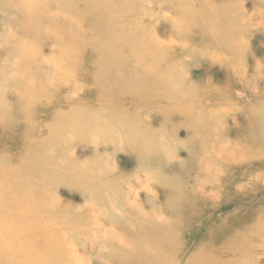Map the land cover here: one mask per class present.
Masks as SVG:
<instances>
[{"label":"bare ground","instance_id":"bare-ground-1","mask_svg":"<svg viewBox=\"0 0 264 264\" xmlns=\"http://www.w3.org/2000/svg\"><path fill=\"white\" fill-rule=\"evenodd\" d=\"M11 1L4 2V4L8 6L7 8H11V5L12 7L14 6ZM32 1L33 0H28L27 2L24 1V4L17 3L16 8L18 10L23 8L22 11L27 13V16L25 17L24 15H21V10L19 11L21 18L23 19L21 21L28 24L29 30L37 32L38 34L41 32L42 34V30H44L43 27L46 24H49V27L47 26L48 32L52 31L51 29L49 30L50 27L56 26L57 30L62 31L65 36L68 31V28H66L65 25H67V22L69 21L67 16H62L59 13L61 10V3H57V12L50 13L45 9V5L47 4L45 0H34V2ZM79 1H84V4L86 5V8H84V10L92 14V17L95 20L98 19L99 21H105L104 26L102 27L103 31H101V33L103 34L99 32L96 37L93 38V41L96 40L100 42V46L98 47L96 44H93L91 46L89 43H86L83 40V34L79 31L74 30L72 31L73 35L69 34V36L67 35L65 37L56 35L57 32L53 34L55 38L52 39V42L50 43V46L54 50V52L52 53V60H48L47 55L42 54L43 51L37 52V49V53H31L30 56L26 57V54L24 55V50L21 47L17 46H11L7 49V51L0 53V64H2L1 59H5V57L12 58L11 53L19 54L22 59L18 60L16 57L18 61H15L14 70L12 69L15 76H10L11 78H8V81L15 79L17 82L16 86L9 82V86L11 87L10 89L13 91H11L9 94H6L2 92L5 84H2L0 87V122H2L3 124L7 122L17 123L22 126L20 124L23 120L21 118V115H25L26 118L29 117V115L26 114L24 110V108L26 107V101L30 103L33 100L32 98H28V96L48 99L50 91L56 89V87H54L55 82L61 83L63 79H65L66 74H72L73 72L71 68H73V70H76L77 72V58L74 59L70 57V55H68V52L73 51L71 42L76 41L77 43L79 42V44L90 46L91 54L96 58V67L92 73V77L99 99L102 101L100 103L98 102V105H102V107L103 105H109L110 108L114 107L113 111L117 107L118 110H116L117 112H114L111 115L108 114L109 118H112L111 120L122 121L124 116L130 117V112H128L129 109H126L123 106L131 103L128 102L129 98H134L136 104L141 103L142 106L144 104L152 106H164L162 105L163 103L161 98H163L162 96L165 95L164 98L167 100L164 101L168 103L172 101L174 102L173 105H181L178 107L175 106L174 110L182 111L183 113L185 112L186 106L184 107L182 105L192 106L194 110L197 108L196 105H244L247 108V114L250 116L247 122V126L249 127L248 129L251 130L252 135L250 136V134H248V139L249 137L251 138L250 141L252 142L253 146H262V149H264V42H261L264 39L263 36L261 37V34L264 33V0H251V2L249 1L251 5L250 8L248 7V4L245 0H152V4L149 2V0H146V2H144L146 4L144 5L143 3V6L141 8H136V6L140 4V2L138 3L139 0ZM195 4L197 5V7ZM114 5L125 7L124 9L122 7L114 8ZM128 6L131 8L129 11ZM111 8L113 9L110 11ZM131 11L133 13L132 24L129 25L125 22H122L124 15L127 12ZM104 15H107V17H104ZM7 18L10 19L11 17L7 16ZM14 19H16V17ZM149 27H153V38H149L147 35H145V33H143ZM98 29H101V27L98 26ZM42 36L41 38H43ZM132 37L134 38V40H130ZM1 40H3V37H1ZM58 45L67 48L66 55L63 54L65 50L56 49V46ZM30 50L32 49H29V51ZM25 52H28V50L25 49ZM258 54L260 56H258ZM58 55H60V57H57ZM62 55L65 56L62 58ZM79 55L81 54L79 53ZM80 59H82V55ZM23 60L24 63L21 62L19 64V62ZM12 62L14 61L12 60ZM199 63H201L202 65V68L200 69L202 80H196L197 77H195V74L200 73L196 72L195 70V65ZM4 67L6 72H9V65L7 64ZM78 70L80 71V67ZM6 72L0 71V74H2L6 78L8 77ZM17 73H19V76H16ZM216 73L218 75L222 74L223 76V79L219 80V82L217 83L214 79L216 77ZM34 77H38V80H35ZM197 81H202V85L197 84ZM70 83H68L70 89L68 87L66 89L68 90L67 96L71 94L74 95L78 93L81 88L87 87L81 82H76L74 77L72 78V81ZM18 89H23L22 94L24 96H20V94L18 93ZM215 94H217L218 97L214 99L205 98L208 96H213ZM200 97L201 100L199 99V103H194L195 107H193L194 104H190V102H197L198 98ZM79 98L78 96H75L69 101L67 100L69 105L71 103L72 105H75L72 110L66 111L70 117L66 116L65 111V113H57L59 114V117L57 119L53 117V120H57L65 127L64 129L60 130L61 132L67 133V135H65L62 140L57 134H55V137L58 139V141L51 136L47 140L42 139L35 141L23 151H21L16 160L12 156L7 157L5 155V166L4 162L1 163L2 165L0 164V218H2L5 222L0 225V264H8L9 262H17V264H87L88 262L86 255L88 252V254L94 252V247L84 249V252L82 253H85L86 255L79 254L80 252L78 253V249L75 248L78 244L76 241L82 239L83 236H88L89 241H92L93 243L94 241L103 242V245L101 244L103 248L116 245L113 248L114 253L110 257L113 258V262L117 264H260V258L264 256V222L262 223V221H264V215L263 217L259 215L257 219L259 223L261 222L260 227L255 228L256 226H251V228L248 229L249 231H251L248 236H245V234L247 233H240V230L238 228H235V230L233 231V233L236 232V236H238L239 239L242 238L243 243L244 241H247L246 244L248 245V247L241 242L242 240H238L237 237L233 235L232 238L234 239V241H238L239 243H234L232 239L233 244L230 243L232 246H229L228 244V247L226 245L228 248L225 247L226 242L224 241L223 243H221V245L214 244L216 235L227 231L224 230L223 232H221L225 228L222 224L217 225L216 227H214V229L208 231V235H204V238L206 236V239L202 241L201 246L198 248V250L196 252L193 251L194 253L191 256H188L186 260L183 259L182 256L188 254V250L186 251V253L185 249L191 243L194 236L196 235V232L198 231H191L189 227L186 228L181 223V221L179 223L175 220L176 218L173 219L171 217L173 215L175 207H173L172 205L171 208L173 207V209L170 210V206L167 203L168 199L170 200V198H174L170 194L171 192H168L169 196L165 197L167 198V200L165 199L167 204L164 202L166 211L162 210L163 205L161 204L162 207L159 206L161 207V210L158 211L159 214L155 213L156 209L153 204L155 205V201L159 196L153 190L151 185L147 184L151 182V179H149L151 175H149L147 179L145 178L144 181L139 180L137 183L140 185L142 192L145 193L144 196L149 201L148 205L149 207H151L150 209L148 208V210H146L145 207L141 208L140 206L137 208L134 203L130 204L129 202H127L126 197H119L120 201L122 202L119 205L115 204L113 206L111 204V211L115 216L118 217H123L119 213H116V209L118 206L121 209L123 208V210L125 209V207L133 209V214L137 213L139 215L141 213L139 215L141 223L139 224L143 228L137 233L136 236L140 237V241L136 239L135 244H120L119 239H114L117 242L111 241L109 239L110 237H108L111 235V232L106 229V225L104 226L102 219H100L98 216L99 214L97 216H94V214L96 213L95 211L99 209L95 208L94 210L93 205L87 204L86 202H84V200H81L78 204H75V202H73L75 205L64 204V201L56 194V188L50 184V180L54 176H56L58 172H61V185L63 183L65 184L67 180L71 179H73V181L76 183H80L81 186L70 183L68 187L69 191H75L70 195L72 197L75 196L78 198L83 197L82 193L84 192V190L90 192L91 189L93 192H98V183H105L109 189H112L113 185L116 184L118 180L120 181V179H124L119 174V169L116 162L114 163L113 161L112 166L111 164H109V160H107L106 167L100 166V164H102L104 161V158H101V155H103L102 153L107 151L104 147L105 144L103 143L104 145H101L98 142H96L97 144H90L92 141L87 142V140L89 141V138L92 139L93 137L95 141V135L104 130L101 127V124L97 123V121L100 119L102 120V122H105L107 118L102 119L100 114H96L98 113L97 110H94V113L90 112L92 111L90 106L91 103L88 104L90 107L86 106V108H90V111H88L89 108L86 109L85 107H77L87 105V103L82 104L81 100L79 101V104L76 105V103L78 102H76L75 100ZM143 98L148 100H142ZM13 99L15 100V103L7 105L8 102ZM179 99H181V101H179ZM82 100L84 101V99ZM170 105L172 104L170 103ZM201 107L197 112L200 121L194 124L198 125V127H202V129L204 130L207 127L208 131L206 134L208 136L209 133H211L215 128L214 123L218 121V115L213 111L207 114L202 113L204 112L203 110H205V106L202 108ZM254 107H256V109ZM144 108L146 109L147 107ZM103 109H105V107ZM103 109L101 111H103ZM108 109L109 108H107V110L105 111L112 112ZM119 109L122 110L121 114L124 115L123 117H121L122 115H119ZM193 109L190 110L193 111ZM149 110L150 109L148 108V111ZM254 111L257 112L253 114ZM205 114L207 118H203L205 117ZM227 114H229V112ZM92 119L93 121H91ZM125 120L127 121L126 118ZM125 120L123 121L125 122ZM131 120L133 122L134 119ZM163 120L166 121L167 118L165 119L163 116ZM189 120L192 121L193 119ZM143 121L139 120L137 124H130L134 129L137 130V132H139V129H143L145 133L144 129H146V127L144 126L145 121ZM195 121L196 120H194V122ZM207 121H214V123L211 122L209 123V126H207ZM225 121L226 120H222V122L224 123ZM185 122L186 121H184V123ZM49 124L50 123H47V125ZM161 125L163 126V124ZM162 126H160V128ZM179 126L182 127L181 125ZM188 127L189 125L186 128ZM174 128L177 127L175 126ZM197 128L195 127V129ZM25 129L26 132L30 133L34 129V126L28 125L25 127ZM148 129V131H150V134L151 132L155 133L158 130V128H156L155 126H152V128ZM226 129L228 130V128ZM244 129L246 128L244 127ZM160 130L157 133H159ZM127 131H130L129 127H127ZM148 131L146 130V132ZM197 131L199 132L198 129ZM217 131L219 130L217 129L216 132ZM82 132H86L85 134L88 135L87 140H84L86 143H88V146L84 147L82 145V147L85 148V154H83V156H76L74 158L72 157L73 154L69 150L65 151V149L67 148L63 150V145L66 139L67 142L72 139L71 134L76 136V139H78V136H80L81 139V135L83 134ZM168 133L171 134V132H167V134L165 132L166 135H168ZM165 134L164 136H166ZM200 134H197V136ZM171 135H169L168 138ZM171 137H173V135ZM174 137L172 140H175ZM130 138L132 139V137ZM149 138L146 139L147 143H142L140 145L136 142L132 146H135L139 151H141L143 148L140 149L138 147H145V149L147 148L149 151L152 150V154L155 151V155H157V153H160L161 151H166L165 149L168 148L163 139L160 141L155 136H153L150 140ZM205 138L206 136L203 139ZM200 139L202 141V138ZM217 139L220 140L219 138ZM217 139L214 138V141ZM214 141L212 140V142ZM85 142H82V144ZM202 142L204 143V141ZM240 143L241 141L238 142V144ZM212 144L213 143H211V145ZM215 144L217 143L215 142ZM69 146L76 147V143L71 142ZM215 146L209 147L212 148ZM229 147L230 146L225 145V147L223 148V145H221L219 149H223L220 151V153H222V151H226V154H228L227 152L230 151ZM215 148H217V146ZM247 148H249V146L245 149ZM145 149L143 150L145 151ZM206 150L207 149L205 148V151ZM243 151L245 150L243 149ZM117 152H119L118 149L115 150L114 153ZM204 152L202 154H204ZM89 154L94 155L93 160L90 163H83L82 161H80L82 157L87 160ZM148 155L150 156L151 154ZM206 155H208V152L206 153ZM157 156L159 157V155ZM155 158L152 159L154 163L155 161L157 162ZM204 158H206V156ZM239 158L242 157L239 156ZM136 159H138L137 162L147 163L148 161L144 158L142 159L141 157H137ZM206 159H201V162L202 160L208 161ZM28 160L33 161V163L37 165H40L36 166V170L41 169L38 170L39 172H37V175L36 172H32L31 170H29V167L27 168V171L23 170V168L17 165H15L16 169H13L12 163L14 161H16L19 165H25L29 164ZM152 160L150 159L149 161ZM211 160H213V157ZM223 160L227 161L224 158ZM241 160L237 161L242 163L245 161V159L242 161ZM165 161L167 160L165 159ZM250 161L251 160L249 159V162ZM166 163L169 162H165V164ZM205 164L207 165L206 162ZM263 164L264 160L260 165ZM201 165H203V163ZM47 167H51L50 171H47ZM199 167L201 168L202 166ZM213 167L216 168V165ZM160 169L162 170L163 168ZM208 170L206 172H208ZM220 171L222 172V170ZM227 172L229 174V171ZM159 173L161 172L159 171ZM233 174H235V172ZM207 175H209V172ZM161 176L164 177V175ZM163 177L160 179H164ZM32 178L38 179V181H36V184L32 180ZM91 178L95 181H93V183H91L89 187L83 186V181ZM153 178H155V175L153 176ZM154 180H157V178ZM196 180L198 181L199 179ZM249 180V182H253L251 181V179ZM217 183L218 181L216 182V187ZM33 184L34 187L31 189V195L34 202L29 208L27 206H24L23 210L25 213H23V210H19L20 200L24 204L28 201L22 200L21 197L27 198L29 196L25 193H29V187ZM165 186H167V183ZM193 186L194 185L190 186V188L188 189L190 194L191 191H196L197 188V191L201 193L199 194L210 199L214 204L213 207L215 206L218 195L216 196L217 191L215 190L217 189L215 186H213V184V187L208 185L205 189H202L203 185L202 188H200L201 186L198 187L197 185L196 187ZM204 186H206V184ZM130 191L133 192V189ZM177 196L181 195L177 193L176 197ZM200 198L202 199V197ZM173 201L174 200L171 201L172 204ZM251 207L253 206H249V208ZM253 208L255 209V207ZM40 212H44L45 216H42V222H39L37 224V222H34V220H36L35 216L41 215ZM21 216H28V219L23 220ZM29 216H31L30 222L28 221ZM239 217L241 218V216ZM142 218L146 220V222H144ZM19 219L26 221V223L22 222L21 224L17 222L19 221ZM225 219L226 218H224V220ZM211 222L212 221L209 220L208 223ZM121 223L124 225V227L129 228L131 226L128 221H121ZM142 223L144 226L142 225ZM259 223L257 225H259ZM44 224L45 227H43ZM110 225L112 224L110 223ZM74 248L76 249V251ZM119 255H121L124 260L126 259V261L122 262L114 259V257H117ZM101 264L110 263L102 261Z\"/></svg>","mask_w":264,"mask_h":264},{"label":"rangeland","instance_id":"rangeland-1","mask_svg":"<svg viewBox=\"0 0 264 264\" xmlns=\"http://www.w3.org/2000/svg\"><path fill=\"white\" fill-rule=\"evenodd\" d=\"M5 1L10 2L11 0H0V36L3 37V40H1V37H0V53L7 51V49L10 48L11 46H13V47L17 46V47H21L24 50V55L26 54V57L30 56L31 53H37L39 51H43L42 54H46L48 57V60H52L51 58H52V53L54 52V50L50 46V43L52 42V39L55 38L53 36V34L57 32L56 35L64 36V33L60 30H57L56 26L50 27L49 30L51 29L52 31L48 32L47 30H48L49 24H46L43 27L44 30H42V34H41V32L38 34L37 32L29 30L28 24L23 23L21 21V20H23L21 18V15H24L26 17L27 13L22 11L23 8H21V9L19 8L21 11L16 9L17 3L22 4L24 1L27 2L28 0H12L11 2L14 6L12 7V5L9 3L11 5V8H7L8 6H6V4H4ZM45 1L47 2V4L45 5L46 6L45 9L47 11H49L50 13L57 12V7H58L57 3H59V4L61 3V10H60V12L59 11L58 12L62 16H65V17L67 16L68 21H69V22H67V25H65L66 28H68V31L65 34V36H67V35L69 36V34L73 35L72 31L76 30V31H79L83 34V37H84L83 40L86 43H89L91 46L93 44H96L98 47L100 46V42L96 41V40L93 41V38L96 37V35L99 32L101 33V31H103L102 27L104 26L105 21H99L98 19L95 20L92 17V14H90L88 11L84 10V8H86L84 1H79V0H50V1L45 0ZM245 1L248 4V7L250 8L251 5H250L249 1L251 2V0H245ZM32 2H34V0ZM139 2H140V4L137 5L136 8L137 7L141 8L143 6L142 4L144 2H146V0H139L138 3ZM149 2L152 4V0H149ZM15 3H16V5H15ZM145 4L146 3H144V5ZM120 7H122L124 9L125 6L114 5V8H120ZM196 7H197V5H196ZM128 8L127 9L129 11L131 8L129 6H128ZM112 9L113 8H111L110 11ZM19 11L21 12V15H20ZM7 16H10L11 18L9 19V18H7ZM105 16L107 17V15H104V17ZM110 16H111V13H110ZM15 17H16V19H14ZM132 18H133L132 11L127 12L124 15V18L122 19V22H125L126 24L130 25L133 22ZM152 21H153V19H152ZM98 26L101 27V29H98ZM71 32H72V34H71ZM143 33H145V35H147L149 38H153V27L147 28V30ZM30 34H32V35H30ZM101 34H103V33H101ZM42 35H44V36H42ZM41 36L43 38H41ZM46 36H48V37H46ZM262 36L264 38V33L261 34V37ZM130 40H134V38L132 37ZM261 42H264V39ZM71 44H72V50L73 51L68 52V55H70V57H72L74 59L77 58L76 61H77V66H78L77 67L78 73L76 72V70H73V68H71L73 73L72 74H66L65 79H63V81L61 83L55 82L54 87H56V89L50 91V94L48 95V99H46V98L41 99L39 97L34 98L32 96H28V98H30V99L32 98L33 100L30 103L26 101V107L24 108V110H25V113L29 115V117L26 118L25 115H21V118L23 120L21 121L20 124L22 126H20L17 123L7 122V123L3 124L2 122H0V164L4 162V166H5V164H6L4 161L5 155L7 157L12 156L16 160L19 153L35 141L42 140V139L47 140L50 136L54 137L58 141V139L55 137V134H57L59 136V138L62 140L64 138V136L67 135V133L61 132L60 130L64 129L65 127L63 126V124H61L57 120H53V119L54 118L57 119L59 117V114H61V113H65L68 110H72V108L75 105H72V103L69 105L68 101L70 99H72L73 97L78 96V98L79 97L80 98L75 100L76 102H78V103H76V105L79 104L80 100L82 101V104L87 103V105H82V106H77V107H85L86 108V106H89L88 104L91 103L92 105L90 104V106H91L92 111H90V108H89L90 106L86 108V109L89 108L88 111L93 112L94 110L95 111L97 110L98 113H96V114H98V115L100 114L102 119L107 118L106 121L104 120L105 122H102V120H100V119L98 121L96 120L97 123L101 124V127L104 130L102 132H99L100 134L98 133L95 135V141H94V137L92 139L89 138V141H88L87 140L88 135L85 134L86 132H84V133L82 132L83 134L81 135L82 136L81 139H80V136H78V139H76V136L71 134L72 139L69 140L68 142H67V139L65 140L64 145H63V150L65 148H67V149H65V151L69 150L73 154L72 157L75 158L76 156L80 157V156H83V154H85V148H83L82 145L84 147L88 146L87 145L88 143L85 142L86 140H87V142L92 141L90 144L96 143V142L100 143L101 145L105 144L104 147L106 148L107 153L106 152L102 153L103 155H101V158L103 157L104 161L102 164H100V166L106 167L107 166V164H106L107 160H109V164H111L112 166H113L112 162L113 161H114V163L116 162L117 167L119 169V174L124 179H120V181L118 180L117 183L113 185L112 189H109L105 183L95 182V183L99 184L98 192L97 191L93 192L89 188L90 192H87L84 190V192L82 193V196H83L82 198L81 197L78 198L75 196L72 197L70 194L75 192V191H69L68 190L70 183H73L74 185H77V186H81L80 183H76L73 181V179H71V180H67L65 184L63 183L61 185V183H60V181H62L61 172H58L56 174V176H54L50 180V184L56 188V190H57L56 194L64 201V204H66V205L72 204L73 205L74 204L73 202H75V204H78V203H80L81 200H84V202H86L87 204L93 205L94 207L93 206L92 207L94 210H95V208H98L99 210L95 211L96 213L94 214V216H97L99 214L98 216L100 219H102L104 226L106 225V229L111 232V235L108 236V237H110L109 239L111 241L117 242L116 240L119 239L120 240L119 243L124 244V245H126L127 243L128 244H135L136 239H138L140 241V237H138L136 235L143 228L139 224V223H141L140 217H139V215L141 213L139 215L137 213L133 214V209L125 207V209L123 210V208L121 209L118 206L116 209V213H119L120 215L123 216V217H118V216H115L113 214V212L111 211V209H112L111 204L113 206L115 204L119 205L122 203L120 201V198L126 197L127 202H129L130 204L134 203L137 208L140 206L141 208L145 207L146 210H148V208L150 209L151 207H149V205H148L149 201L144 196L145 193L142 192L140 185L137 184L139 180L144 181V179L145 178L147 179V177H149V175L152 176V177L151 176L149 177V179H151V182L147 183V184H150L151 187L153 188V190L159 196L158 199L155 201L156 203L154 202L155 205L153 204V206L156 209L155 213L159 214L158 211L161 210L162 205H163L162 210L166 211V208L164 206H165L167 198H165V197L169 196L168 192H171L170 194L175 198V199L170 198V200L168 199V202H167L168 205L170 206L169 207L170 210H172L173 207L175 206L174 211H173V215L171 217L173 219L176 218L175 220L179 223L181 221V223L186 228L189 227V229L191 231H193V230L198 231V232H196V235L194 236L191 243L185 249V252L188 250V254L182 256V258L185 260H186V258H188V256H191L194 252H196L198 250V248L201 246L202 241H204L206 239V236L208 235L207 232L214 229V227H216L217 225L223 224L225 228L221 232H223L224 230H227V231H225L224 233L220 232L221 234L216 235L214 244L221 245V243H223V241H224L227 243V244L225 243L226 248H228L229 246H232L231 244H233L232 243V239H233L232 237L233 236L237 237L238 240H242V238L239 239L238 236H236V232L233 233L235 228H238L240 230V233H244V234L247 233V234H245V236H248L249 233L251 232L248 229L251 228V226L252 227L256 226L255 228L260 227L261 222L259 223L257 221V219H258L259 215L262 217L264 215V213H263L264 212V196H263L264 195V186H263L264 185V164L260 165L262 163V161L264 160V158H263L264 157V149H262V146H260V147L257 145L253 146L252 142L250 141L251 138L249 137V139H248V134H250V136L252 134H251V130L248 129L249 127L247 126V122H248L250 116L247 114L246 106H244V105H232V104L216 105V106L215 105H196L197 110L196 109L194 110L192 108V106L182 105L184 107L186 106L185 112L183 113L182 111H175L174 110L175 106L178 107L181 105H173L174 102H172V101H170V103L172 104V105H170V103L164 101V100H167L164 98L165 95H163L162 96L163 98H161L162 103H163L162 105H164V106H160V105L152 106V105H146V104H144L142 106L141 103L136 104V101L134 98H132V99L129 98L128 102H131V103L127 104V105H123V106L126 109H129L128 112H130V114H129L130 117H126L123 114H121L122 110L119 109V112H120L119 115H122L121 117L124 116L127 119V121L125 120L124 117H123V120H125V122L123 120L122 121L111 120L112 118H109L108 114L111 115L112 113L117 112L118 110H117V107L113 111L114 107L110 108L109 105H103V107H102V105H98V102L100 103L102 101L99 99V96L97 94V90L95 89L96 86L94 85V82H93V77H92L93 74L92 73L96 67V65H95L96 58L94 56H92V54H91V50H90L91 47L85 46L84 44H79V42L77 43L76 41H72ZM25 49H27L28 52H25ZM29 49H32V50L29 51ZM56 49L57 50H65V52L63 54H65V55L67 54V48L66 47H62V46L58 45V46H56ZM261 51H263V50H261ZM79 53L82 55V59H80L81 55H79ZM259 53H260V51H259ZM11 54H12L11 55L12 58L5 57V59L7 58L8 60L6 59V61H5V59L3 58L4 60L1 59L2 64H0V71H3V72H6L4 66L7 64L9 65V69H8L9 72H6L8 77L5 78L2 74H0V81H2V82H0V87L2 84H5V87H4V89H2V92L6 93V94H9L11 91H13L10 89L11 87L9 86V82L14 84V86L17 85V82L15 79L8 81V78L15 76L14 72H13L15 61L17 62L18 60H22L21 56L19 54H16V53H14V54L11 53ZM64 56L62 55V58ZM258 56H260V55L258 54ZM9 57H10V55H9ZM16 57L18 60L16 59ZM57 57H60V55H58ZM96 57H99V56H96ZM12 60L14 62H12ZM21 62L24 63V60L20 61L19 64ZM79 67H80V71L78 70ZM201 68H202L201 63L195 65L196 72H200ZM16 76H19V73H17ZM215 76L216 77L214 79L216 80V83L219 82V80L223 79L222 74L218 75L216 73ZM73 77L75 78L76 82H81L82 84L86 85L87 87L81 88L78 91V93H76L74 95L71 94V95L67 96L68 90H66V89H67V87L69 88L68 83H70L72 81ZM195 77H197L196 80L197 79L202 80L201 72L195 74ZM34 78H35V80H38V77H34ZM197 84L202 85V81H197ZM59 90H61V91H59ZM22 92H23V89H21V90L18 89V93L20 94V96H24L22 94ZM216 97H218L217 94H215L213 96H208L205 98L206 99H214ZM82 99H84V101ZM199 99L201 100V97L198 98L197 102L191 101L190 104L199 103ZM142 100H148V99L143 98ZM179 101H181V99H179ZM14 103H15V100L13 99V100L9 101L7 105L14 104ZM195 104L193 107H195ZM137 106H138V108H137ZM166 106H167V109H166ZM201 106L202 107L205 106L204 107L205 110H203L204 112H202V113L207 114V113L213 111V112H215V114L217 113V115H218V121L217 122L214 123V121H209V122L207 121L208 122L207 126H209V123H211V122L214 123V126H215V128L213 129V131L211 133L208 132L209 133L208 136L206 134L208 131L207 127L204 130V129H202V127H198V125L194 124V123L200 121L199 117L197 115V112ZM104 107H105V109H103ZM144 107H147V108L145 109ZM211 107H212V109H211ZM223 107H226V108H223ZM101 108L103 109V111H101L102 110ZM107 108H109L108 110H111L112 112L105 111V110H107ZM148 108L151 111L150 110L148 111ZM168 108H169V110H168ZM189 108L191 110L193 109V111H191ZM254 108L256 109V107H254ZM153 109H154V111H153ZM58 110H60L61 112ZM155 110H157V111H155ZM227 111L229 112V114H227L228 113ZM191 112H192V114H191ZM255 112H257V111H254L253 114H255ZM57 113H59V114H57ZM55 114L58 116H56ZM65 114H66V116H69L67 112ZM167 114L168 115L170 114L169 120H168ZM206 114H205V117H203V118H207ZM162 115L164 116L165 119L167 118L166 121L163 120ZM131 119H134L135 121L137 120L136 123L134 120H133V122H134L133 123ZM189 119H191V120L193 119V120L190 121ZM139 120L145 121V122L143 121L145 123L144 126L146 127V129H144L145 133H144L143 129H141V130L139 129V132H137V130L134 129L131 125V124H137V122ZM194 120H196V121L194 122ZM222 120H226L225 123L226 122H228V123L225 124L224 122H222ZM91 121H93V119ZM116 121H117V123H116ZM184 121H186V122L184 123ZM122 122H124V123H122ZM176 122L178 125L176 124ZM47 123H50V124L47 125ZM192 123H193V125H192ZM221 123H222L223 127L221 126ZM161 124H163V126ZM184 124H185V126H184ZM187 124L189 125L188 128H186L188 126ZM28 125L34 126V129L30 133L26 132V129H25V127ZM50 125H51V127H50ZM179 125H181L182 127H180ZM152 126H155L156 128H158V130L155 133L151 132V134H150V131H148L149 130L148 128H152ZM160 126H162L163 128L162 127L160 128ZM175 126L177 128H174ZM194 126L196 128L198 127L197 129L202 134H200L197 131V129H195ZM127 127H129L130 131H127ZM244 127L246 129H244ZM216 128L219 131L216 132V130H217ZM219 128L222 130H220ZM226 128H228V130ZM146 130L148 132H146ZM159 130L161 133L160 132L157 133ZM226 130H227V132H226ZM249 131H250V133H249ZM130 132H132V133H130ZM165 132H166V134H167V132H171L173 137L175 136L174 137L175 140H172L173 137H171L172 135L170 133H168V135H166ZM173 132H174V134H173ZM244 132H246V133H244ZM186 133H187V135H186ZM128 134H129V136H128ZM159 134H160V136H159ZM164 134L166 136H164ZM197 134H200V135L197 136ZM237 134H239V135H237ZM240 134H243V135H240ZM169 135H171L170 136L171 138L170 137L168 138ZM204 135L206 136V138H205L206 140L203 139L205 137ZM153 136H155L160 141L163 139V141L167 144V147H168L167 149H165L166 151H161L160 153H157V155H159V157L157 155H155L156 153L154 154L155 151L152 154V150L149 151L146 148L147 153L149 152L148 154H151L149 156L146 153L145 147H138L140 149H142V148L145 149V151L143 149H142L143 151L142 150L139 151L136 149L135 146H132L136 142L139 143L140 145L142 143H147L146 139H148L150 137L149 138V140H150ZM128 137L129 138L132 137V139L131 138L129 139ZM200 138H202V141H204V143L201 141ZM214 138H216V139L219 138L220 140L217 139L214 141ZM246 138H247V140H246ZM137 139H139L140 141ZM134 140H135V142H134ZM149 140H147V141H149ZM178 140H180V141H178ZM212 140L214 142H212ZM103 141H105L106 143ZM170 141L172 143L173 142L174 143L172 144ZM234 141H238V142L241 141V143L238 144V142H234ZM71 142L72 143L75 142L76 147L73 146L74 147L73 148L72 146H69L71 144ZM82 142H85V143L82 144ZM169 142H170V145H169ZM178 142H179V144H178ZM215 142L217 144H215ZM243 142L245 143V145ZM211 143H213V144L211 145ZM176 144H178V145H176ZM192 144H195V145H192ZM224 144L230 146L229 147L230 151L227 152L228 154H226V151H222V153H220V151L225 147ZM204 145H205V147H204ZM215 145L217 146V148H215L216 147ZM221 145H223V148L219 149V147ZM246 145H248L249 148L245 149L246 147H248ZM185 146H186V148H185ZM209 146L210 147L215 146V147L210 148ZM234 146H236V147H234ZM252 146H253V149H252ZM237 147L238 148L240 147V148L238 149ZM250 147H251V149H250ZM169 148H173V149H169ZM191 148H192V150H191ZM205 148L207 149L206 151H205ZM117 149L119 150V152L114 153L115 150H117ZM243 149L245 151H243ZM249 149L251 151L252 150L253 151L251 152ZM111 150H112V152H111ZM169 150H170V153H169ZM236 150L238 153L236 152ZM138 151L140 152V154ZM215 151H217V152H215ZM231 151H232V153L235 152L234 153L235 156H234V154L231 153ZM143 152H145L146 154ZM203 152H204V154H202ZM207 152H208V155L210 152L211 156L206 155ZM245 152H246V154H245ZM162 153L165 155V157ZM213 153H214V155H213ZM154 155L156 156V158ZM136 156L138 158L141 157L142 159L144 158L145 160H148L147 163L146 162H137L138 159H136L137 158ZM205 156H206V158L207 157H209V158L206 159V158H204ZM214 156H216V157H214ZM224 156H226V157H224ZM239 156L242 158H239ZM93 157H94V155L89 154L87 157V160H85L82 157L84 160L81 158L80 161H82L83 163H90L93 160ZM212 157H213V160H211ZM227 157L233 159L234 161L227 158ZM153 158H155L157 160V162L159 161L158 164L156 161L154 163V161L152 160ZM223 158L227 161H224ZM150 159L152 161H149ZM165 159L167 161H165ZM201 159H203V160L206 159L208 161L202 160V162H201ZM241 159L242 160L245 159V161L243 163L238 162ZM249 159L251 160L250 161L251 163L249 162ZM199 161H200V164H199ZM165 162H169V163L165 164ZM171 162H173V163H171ZM205 162L207 163V165L205 164ZM216 162H217V164H216ZM222 162H224V163H222ZM28 163L29 164L19 165L16 161H14L12 163V166H13V169L14 168L16 169L15 165L20 166L25 171H27V168L29 167V170H31L32 172H36V175H37V172H39L38 170H41V169L36 170V166H40V165L33 163V161H31V160H28ZM202 163H203V165H201ZM227 163H228V165H227ZM198 165L202 166V167L200 168ZM215 165H216V168L213 167ZM223 165H225V166H223ZM168 166L171 168H169ZM231 166H232V168H231ZM240 166H242V167H240ZM159 167L163 168L162 169L163 171ZM50 168L51 167H47V171H50ZM208 169L211 171H209ZM217 169L219 170V173H218ZM225 169L227 171H229V174ZM197 170L200 172H198ZM207 170L209 172V175H207L208 174V172H206ZM220 170H222V172ZM159 171L161 173H159ZM246 171H248V172H246ZM232 172L233 173L235 172V174H233ZM212 173L216 177L217 176L218 177L216 178ZM241 173H244V174H241ZM153 174L155 175V178H153V176H154ZM167 174H170V175H167ZM161 175H164V177ZM227 176H228V178H227ZM162 177L164 179H160ZM156 178H157V180H154ZM209 178H210V180H209ZM170 179H171V181H170ZM196 179H199V180L197 181ZM212 179L214 180V182ZM249 179H251V181H253V182L252 183L249 182L250 181ZM253 179L256 181H254ZM32 180L35 182V184H36V181H38V179H33V178H32ZM122 180H124V181H122ZM179 180H180V182H179ZM93 181H95V180L92 178L86 179L85 181H83V186L89 187V185L91 183H93ZM215 181L216 182L218 181L217 187H216ZM166 183H167V186H165ZM200 183H201V185H200ZM191 184L194 185L193 187H196V185L198 187L201 186L200 188H202V185H203L202 189H205L208 185L212 186V184H213V186H215L217 189V190H215V191H217L216 196L218 195L217 201L215 202V206L213 207L214 204L210 199L200 195L201 193L199 191H197V188H196V191H191V194H190L188 189L190 188V186H192ZM205 184H206V186H204ZM223 184H224V187H223ZM144 185H145V183H144ZM170 186H171V188H170ZM33 187H34V184L29 187V191H28L29 193H25L26 195H29L27 198L21 197L22 200L28 201V202L24 204L20 200L19 210H23L24 206H27L29 208L31 206V204L34 202L32 199V195H31V193H32L31 189ZM175 187H177V188H175ZM256 188H258V189H256ZM132 189H133V192L130 191ZM242 189L244 190V192ZM177 193H179L181 196L176 197ZM137 194H138V196H137ZM200 197H202V199ZM250 198H252V199H250ZM172 200H174L173 204L171 202ZM206 201H208V202H206ZM204 202L206 203V205ZM157 204H159V205H157ZM172 205H173V207L171 208ZM159 206H161V207H159ZM249 206H253V207H255V209L253 207L249 208ZM201 208H203V209H201ZM204 210H206V211H204ZM246 210H247V212H246ZM221 211H223V212H221ZM23 213H25L24 210H23ZM40 214L41 215L35 216L36 220H34V222H37V224L39 222H42L41 218H42V216H45L44 212H40ZM229 214H231V215H229ZM239 216H241V218ZM21 218H23V220H25V219L27 220L28 216H21ZM30 218H31V216H29V220H28L29 222H30ZM169 218H170V216H169ZM224 218H226V219L224 220ZM23 220L19 219V221H17V222H19L21 224H22V222L26 223V221H23ZM209 220H211L212 222L208 223ZM107 221H109V222H107ZM121 221L122 222L128 221L131 224V226L129 228L124 227V225L121 223ZM3 222H4V220L2 218H0V225ZM144 222H146V220H144ZM263 222L264 221H262V223ZM110 223L112 225H110ZM258 223H259V225H257ZM142 225H143V223H142ZM43 227H45V224ZM204 235H206L205 238H204ZM114 239H116V240H114ZM227 239H228V242H227ZM76 242L78 244L76 243L77 247H75V248L78 249L77 252L78 253L80 252L79 254H81V255H86L85 253H82V252H84V249L89 248V247L90 248L94 247V252H92L90 254H88L89 253L88 252L86 255L87 262H88L87 264H90V263L101 264L102 261L103 262L106 261L107 263H110V264H117V263H114L113 258L110 257L114 253L113 248L116 245H114V246H107L106 245L107 247L103 248V246H102L103 242H99V241L98 242L94 241V243L92 241L90 242L88 236L87 237L83 236L82 239H79ZM233 242L239 243L238 241L235 242L234 239H233ZM241 242L243 243V240ZM246 243H247V241H244L243 244L248 247V245ZM228 244H229V246H228ZM79 246H80V248H79ZM75 251H76V249H75ZM114 259L122 261V262L126 261V259L124 260L121 255L114 257ZM14 263L17 264V262H14ZM14 263L9 262L8 264H14ZM260 264H264V256L262 258H260Z\"/></svg>","mask_w":264,"mask_h":264}]
</instances>
